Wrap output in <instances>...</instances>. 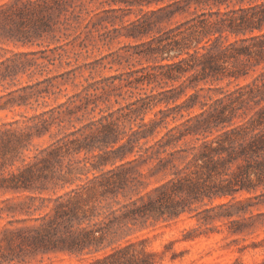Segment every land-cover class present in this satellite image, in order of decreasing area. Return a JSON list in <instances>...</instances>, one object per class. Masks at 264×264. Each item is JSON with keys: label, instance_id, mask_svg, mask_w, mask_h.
Returning a JSON list of instances; mask_svg holds the SVG:
<instances>
[{"label": "trees", "instance_id": "16d2710c", "mask_svg": "<svg viewBox=\"0 0 264 264\" xmlns=\"http://www.w3.org/2000/svg\"><path fill=\"white\" fill-rule=\"evenodd\" d=\"M121 37L138 41L131 56L152 65L112 80L131 98L144 94L70 133L66 123L74 127L97 94L39 113L58 78L105 68L80 64L78 49ZM252 73L251 84L217 98L201 94L202 85L212 92ZM0 85L16 88L1 109L34 111L0 125V218L9 217L0 264L45 255L157 264L136 233L185 214L205 228L199 234L223 224L244 240L264 231V0H8L0 4ZM46 136L49 145L34 148ZM137 166L161 183L149 190Z\"/></svg>", "mask_w": 264, "mask_h": 264}, {"label": "rangeland", "instance_id": "374dc122", "mask_svg": "<svg viewBox=\"0 0 264 264\" xmlns=\"http://www.w3.org/2000/svg\"><path fill=\"white\" fill-rule=\"evenodd\" d=\"M8 0H0V4L5 3ZM98 6V5H97ZM133 19L134 14L128 16ZM126 18V19H129ZM119 22L117 27H119ZM138 44V41L132 38L121 37L117 39L111 45H105L98 43L95 46H90L87 50L81 52L80 49L76 53H82L79 58V63H92L95 65L105 66L103 68H97L93 72L91 70H83V74L77 78L65 77L58 78L55 83L56 94L51 98L41 99V105L38 107L39 113L43 110H50L51 108L57 107L60 104L72 101H78L77 96L82 94V97L89 93L91 95L97 94L90 99V106L88 109H83L73 118L74 127L66 123V133L79 129L83 125L90 123L91 121L99 119L101 114L107 113L110 109L111 112H116L120 107L126 106L138 98L139 93L144 94L145 91L134 90V97L131 98V94L127 92V88L120 89L119 81L113 82L112 77L124 75L123 78L127 77V72L131 70L141 69L152 65L145 59H141L136 55L131 54L135 52L134 46ZM122 55V56H120ZM103 59V60H101ZM50 75H53L50 73ZM259 73H252L247 78L239 81L231 80L214 84L213 88L215 91L209 92L208 86L202 85L204 91H201L203 96H213L215 98L220 96L221 90H235L239 86H245L251 84ZM36 79H44V76H37ZM30 81L28 77L20 79L18 84ZM125 82V81H124ZM14 86L0 85V125L3 123H13L23 121V115L32 116L33 110L26 109L24 107H14L7 109H1L5 103L9 102L14 96L9 95L10 92L14 91ZM157 88L156 90H159ZM198 88L197 90H199ZM108 91V92H106ZM150 90L148 89L147 92ZM110 93V95H109ZM193 93L192 90H188V95ZM121 95V96H120ZM187 99L183 96L178 103H182ZM85 103V102H84ZM77 102V104H84ZM93 103H97L99 107L95 112H92ZM75 105H73L74 107ZM175 104H170V107H174ZM159 109H166L165 105L159 106L152 112H149L146 116V120L154 117V113L158 112ZM194 113L200 111L199 106L194 110ZM100 112H103L100 114ZM171 112V111H170ZM183 113L187 115V112L183 110ZM84 116L82 122L76 120L77 117ZM57 129L54 128L53 132ZM51 139L46 136L42 139H36L34 141V148L42 149L49 145ZM86 157L85 154H81L79 159L83 160ZM131 156L130 159H133ZM89 167L90 164H88ZM138 169L145 175L146 181L149 184V190L153 189L161 183L160 177H150V171L148 166H137ZM4 198L0 196V202ZM1 206V205H0ZM9 217L4 215L0 218V227L7 223ZM154 226H151L146 230L138 231L136 236L140 239H144L147 242L148 249L156 253L157 264H264V231H258L253 236L248 237L244 240L240 236H232L229 234L226 225H221L218 231H208L207 234H199L204 231L205 228L199 229V222L197 218H193L189 214L183 215L180 219L174 221H164L160 219L155 222ZM199 229V231H198ZM259 243L263 246L253 248L252 243ZM82 261L78 258L71 257L68 255H45L38 256L24 264H81Z\"/></svg>", "mask_w": 264, "mask_h": 264}]
</instances>
